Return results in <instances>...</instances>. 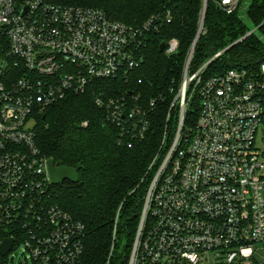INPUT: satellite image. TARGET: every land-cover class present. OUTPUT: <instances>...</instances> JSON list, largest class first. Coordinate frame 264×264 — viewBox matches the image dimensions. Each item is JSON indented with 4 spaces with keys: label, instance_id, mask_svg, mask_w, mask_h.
I'll return each instance as SVG.
<instances>
[{
    "label": "built area",
    "instance_id": "built-area-1",
    "mask_svg": "<svg viewBox=\"0 0 264 264\" xmlns=\"http://www.w3.org/2000/svg\"><path fill=\"white\" fill-rule=\"evenodd\" d=\"M213 1L230 14L241 0ZM156 30L154 17L129 26L57 0H0V243L13 241L6 257L20 247L32 264H77L83 227L50 203L37 118L95 81L128 83ZM177 47L170 40L165 53ZM191 60L190 51L174 99L176 131L150 165L156 169L126 264H264V148L256 144L264 133V63L207 76L213 59L194 72ZM193 99L198 115L185 127ZM94 103L120 140L144 137L148 116L138 95L100 90Z\"/></svg>",
    "mask_w": 264,
    "mask_h": 264
},
{
    "label": "trees",
    "instance_id": "trees-1",
    "mask_svg": "<svg viewBox=\"0 0 264 264\" xmlns=\"http://www.w3.org/2000/svg\"><path fill=\"white\" fill-rule=\"evenodd\" d=\"M63 6L104 11L114 21L140 26L156 18L157 30L148 36L144 59L128 83L95 81L84 93H69L37 118L35 139L43 156L56 166L75 169L79 180L50 186V203L83 227L82 251L77 264H126L147 189L160 158L176 131L178 92L184 63L192 50L203 12L202 0H57ZM226 14L207 0L203 26L196 41L190 72L204 63L207 76L233 69H253L264 63V0H252ZM252 32L248 35V33ZM176 40L177 50L165 47ZM164 45V49L160 46ZM220 53L218 57L214 56ZM100 90L107 96L133 93L146 109L148 126L142 139L124 137L96 107ZM153 102V106L150 103ZM199 110L191 101L184 126L194 125ZM86 122V126L82 123ZM131 143V147L127 146ZM4 234L0 231V241ZM5 259L0 257V264Z\"/></svg>",
    "mask_w": 264,
    "mask_h": 264
},
{
    "label": "water",
    "instance_id": "water-1",
    "mask_svg": "<svg viewBox=\"0 0 264 264\" xmlns=\"http://www.w3.org/2000/svg\"><path fill=\"white\" fill-rule=\"evenodd\" d=\"M206 9V0H203V13L202 18L200 22V28L198 30L197 36L193 42L191 54H193V50L196 44V41L199 37L201 28L203 26V19H204V13ZM160 49H164V45L160 46ZM48 172L50 177V183L52 186L56 187L64 183L65 181L75 184L79 180L78 173L75 169L63 167V166H56L54 160L49 159L48 160ZM13 247V241L12 239H4L0 243V257H6V255L12 250Z\"/></svg>",
    "mask_w": 264,
    "mask_h": 264
},
{
    "label": "rangeland",
    "instance_id": "rangeland-1",
    "mask_svg": "<svg viewBox=\"0 0 264 264\" xmlns=\"http://www.w3.org/2000/svg\"><path fill=\"white\" fill-rule=\"evenodd\" d=\"M251 1L252 0H241L240 1V5H241L240 14H241L242 18L245 20V22L248 24L249 27H251V25L246 20L245 12H246L247 6L250 4ZM263 139H264V133L259 132L257 135V141H256L257 146L264 148V140ZM4 264H32V263H31V261L24 259L20 247H17L7 257H5V263Z\"/></svg>",
    "mask_w": 264,
    "mask_h": 264
}]
</instances>
